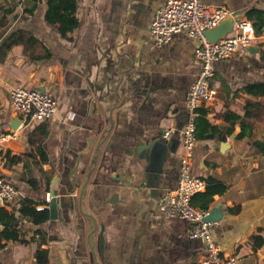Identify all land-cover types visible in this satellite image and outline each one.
Returning a JSON list of instances; mask_svg holds the SVG:
<instances>
[{"label": "crops", "instance_id": "1", "mask_svg": "<svg viewBox=\"0 0 264 264\" xmlns=\"http://www.w3.org/2000/svg\"><path fill=\"white\" fill-rule=\"evenodd\" d=\"M52 2L59 0H0V47L25 37L36 41L29 55L40 56L30 59L24 45L15 44L0 60V133L17 135L4 145L0 166V177L17 191L14 202L0 204V213L13 217L0 231V264H36L37 250L47 251V264H94L93 255L98 264H197L204 242L188 237L187 221L158 210L178 182L187 93L201 68L197 40L182 31L165 44L150 42L151 22L165 0H77V25L65 36L48 22ZM201 2L245 19L264 12V0ZM213 70L216 94L197 116L212 129L204 133L210 137L196 139L190 174L205 182L200 194L209 179L223 187L208 208L224 212L211 226L221 253L238 264H264V114L253 121L251 138H238L239 123L223 115L228 110L242 117L249 101L264 105V97L242 92L264 84V30L249 49L215 61ZM18 85L44 91L57 109L10 132L9 92ZM88 139L94 140L91 153L79 160L77 187L68 193L70 169ZM162 140L167 149L156 174L151 148ZM51 191L58 200L55 221L36 226L19 217L15 204L30 199L38 210L48 209ZM11 234L16 239L6 237Z\"/></svg>", "mask_w": 264, "mask_h": 264}, {"label": "built area", "instance_id": "2", "mask_svg": "<svg viewBox=\"0 0 264 264\" xmlns=\"http://www.w3.org/2000/svg\"><path fill=\"white\" fill-rule=\"evenodd\" d=\"M231 14L227 8L210 7L201 0H165L164 5L156 11L149 28V40L156 45L169 42L173 35L182 31L197 40L194 57L200 62L201 68L187 93V121L181 132L178 182L176 188L168 191L158 203L160 215L187 221L190 224L188 237L204 242L205 249L197 264H238L237 258L224 256L214 243L211 231L213 224L204 222L208 210L192 205V198L204 190L205 182L190 174L198 109L211 102L216 94L211 85L213 63L249 49L256 37L248 19L233 17L231 32L217 42H208L204 33L215 28ZM9 96L12 112L21 118L20 126L44 121L57 109L56 99L39 89L18 85L10 90ZM170 136L169 132L163 134L166 139ZM16 139L15 133H0V166L6 162L4 145ZM16 194L15 187L0 177V204L5 206L14 202ZM15 206L18 209L20 205ZM2 224L0 218V231Z\"/></svg>", "mask_w": 264, "mask_h": 264}, {"label": "trees", "instance_id": "3", "mask_svg": "<svg viewBox=\"0 0 264 264\" xmlns=\"http://www.w3.org/2000/svg\"><path fill=\"white\" fill-rule=\"evenodd\" d=\"M77 0H59L58 4L51 3L50 8L47 11V19L48 22L52 25L57 24V30L61 33L62 36H65L67 33L72 31L76 25L77 20L74 17V10L76 6ZM63 11L66 15H63ZM248 19L252 24L254 29V33L256 36L260 35L262 30H264V12L259 13L258 11H252L248 13ZM25 37L17 38V39H8L6 40L3 45L0 47V60L3 59L5 54L11 49V47L15 44H23L24 45V53L30 59L31 57H35V59H39L40 56H30L29 49H31L33 44H36V41L33 39H23ZM242 92L248 95H251L254 99H260V97H264V84H253L247 85L243 87ZM202 115H205L206 111H200ZM224 117L226 120H231L232 125L239 123L241 132L238 138H251L252 137V130H253V121L260 120L262 114H264V105L258 101H249L245 106V113L242 117H239L230 111H224ZM199 117V116H198ZM196 118L195 126V137L196 139H206V137H210V134H204L208 131L209 128L212 127L206 122V120H202ZM199 121H202V125H199ZM230 132V129L227 130ZM206 190L204 193L196 194L192 198V205L197 207L201 210H208L209 205L213 200V196L215 194L221 193L223 187L217 184L215 181L209 179L206 182ZM33 187L35 186L34 183H30ZM38 204L33 202L30 199H24L21 201V205L18 210V215L22 219H26L31 222L33 225L40 226L45 224L49 220V211L48 209H37ZM0 217L2 218V223L7 225V221L13 219V217L5 211L0 213ZM10 239H16V236L11 234L6 236ZM35 256V263L36 264H47L48 262V254L46 250H37L34 254Z\"/></svg>", "mask_w": 264, "mask_h": 264}, {"label": "water", "instance_id": "4", "mask_svg": "<svg viewBox=\"0 0 264 264\" xmlns=\"http://www.w3.org/2000/svg\"><path fill=\"white\" fill-rule=\"evenodd\" d=\"M239 16L238 13H232L230 17L226 18L225 20H223L222 22H220L215 28H213L212 30H208L204 33V38L212 43V42H217L219 40H221L222 38H224L228 33L231 32L232 30V24H233V17H237ZM8 122H7V127L9 128L10 132H14L18 129V127L21 124V118L19 116H17L14 112H8ZM94 141V140H93ZM93 141L91 139H88V145L86 147V150L81 152L78 157H77V161L75 162L74 166L70 169L69 172V181H70V185H68L66 187V191L68 193H72L70 191L76 190V184H75V176L77 173V169H78V163L79 160L84 157L87 156L91 153V145L93 143ZM99 147L100 144L97 145V147L95 148V150H93V162L90 165V169H89V174L87 176V178L89 179L90 174L93 172L95 165H96V159L98 157V151H99ZM152 153L150 156L151 162L156 164V174L161 172V168H162V163H163V153L166 152L167 149V143L165 140L162 141H155L152 144ZM156 176V175H155ZM154 176V178H155ZM88 181V180H87ZM87 185V182H85L81 188H80V194H79V199L80 202L82 201L83 196L85 195V187ZM56 194H54V192H50L49 196H50V200L48 202V211H49V220L55 221L57 219V213H58V200L56 198ZM220 212V215L218 214ZM224 214L223 209L221 207L218 208H214L212 210L209 211L208 215L204 218V222H208V223H216L217 221H219L222 218V215ZM90 238L91 235L87 237V241L90 244ZM102 243H103V238H102V234L100 235V242H99V249L102 250ZM94 258V264H98L95 261V255H93Z\"/></svg>", "mask_w": 264, "mask_h": 264}]
</instances>
